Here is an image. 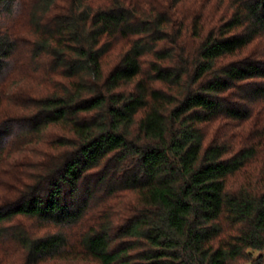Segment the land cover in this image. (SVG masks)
<instances>
[{
  "label": "trees",
  "instance_id": "1",
  "mask_svg": "<svg viewBox=\"0 0 264 264\" xmlns=\"http://www.w3.org/2000/svg\"><path fill=\"white\" fill-rule=\"evenodd\" d=\"M10 246L0 264H264V0H0Z\"/></svg>",
  "mask_w": 264,
  "mask_h": 264
},
{
  "label": "rangeland",
  "instance_id": "2",
  "mask_svg": "<svg viewBox=\"0 0 264 264\" xmlns=\"http://www.w3.org/2000/svg\"><path fill=\"white\" fill-rule=\"evenodd\" d=\"M111 204H112V202H111ZM118 203H114V205L115 206H117V207H119L118 205H117ZM29 223V222H28ZM16 249L15 248H13V247H9L8 248V251L7 252H0L1 254H2V256L4 257V259H5V261L6 262H9V261H11L12 259H14L15 257H16V251H15ZM264 252V251H263Z\"/></svg>",
  "mask_w": 264,
  "mask_h": 264
}]
</instances>
